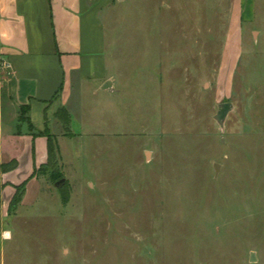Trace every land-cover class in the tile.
Segmentation results:
<instances>
[{
    "label": "rangeland",
    "instance_id": "1",
    "mask_svg": "<svg viewBox=\"0 0 264 264\" xmlns=\"http://www.w3.org/2000/svg\"><path fill=\"white\" fill-rule=\"evenodd\" d=\"M230 4L116 2L113 92L77 96L71 125L59 104L34 124L52 151L0 211V264H264V0L225 60Z\"/></svg>",
    "mask_w": 264,
    "mask_h": 264
},
{
    "label": "crops",
    "instance_id": "2",
    "mask_svg": "<svg viewBox=\"0 0 264 264\" xmlns=\"http://www.w3.org/2000/svg\"><path fill=\"white\" fill-rule=\"evenodd\" d=\"M117 1L0 0V57L11 72L7 77L0 70V101L2 105L5 98L7 104V120L0 122V182L4 193L0 211L4 215L15 193L10 177L18 185L23 168L32 166L33 173L35 164L49 160L47 133L33 135L24 126L21 133L17 131L20 106L30 105L31 120L42 129L50 107L59 104L68 108L71 125L74 115L69 106L77 96L88 89L94 94L113 92L116 78L108 65L105 16L112 13ZM257 11L258 0H231L227 33L233 41L224 48L225 60L233 48L241 49L242 24L255 21ZM108 81L111 84L106 88ZM0 112L3 118L2 108ZM12 162L16 166L9 168ZM36 180L33 173L27 187Z\"/></svg>",
    "mask_w": 264,
    "mask_h": 264
},
{
    "label": "trees",
    "instance_id": "3",
    "mask_svg": "<svg viewBox=\"0 0 264 264\" xmlns=\"http://www.w3.org/2000/svg\"><path fill=\"white\" fill-rule=\"evenodd\" d=\"M58 96V93H56V95L54 97H57ZM66 111V109H65ZM66 122L69 123L70 122V116H69V113H67L66 111ZM27 125L29 126V131L33 133V135H39V134H44L46 133V130H39L38 132H36L35 130H33V127H34V124L31 120V117H30V105L29 104H23L20 106L19 108V117H18V127H17V131L19 133L22 132V127L24 125ZM48 136V139H49V142H50V147H49V156L51 155V151H52V140H51V135L50 134H46ZM10 166V167H9ZM16 166V162H12V164H9L8 167L9 168H14ZM7 168V167H5ZM26 184H27V180L25 182H22L21 184L19 185H16V193L13 197V200H12V203L13 204H18L19 201L21 200L22 198V190H26Z\"/></svg>",
    "mask_w": 264,
    "mask_h": 264
},
{
    "label": "water",
    "instance_id": "4",
    "mask_svg": "<svg viewBox=\"0 0 264 264\" xmlns=\"http://www.w3.org/2000/svg\"><path fill=\"white\" fill-rule=\"evenodd\" d=\"M110 84H111V82L108 81L104 87L107 88L108 86H110ZM231 106H232V103L229 102V101L221 103V109H220V110L218 111V113L216 114V119H217L220 123H223L224 118L226 117V114H227V112L229 111V109L231 108ZM215 167H216V169L218 170V167H219L218 163L215 164ZM61 180L64 181L65 179H61ZM254 259H256V257H255V253L253 252V253H252V260H254Z\"/></svg>",
    "mask_w": 264,
    "mask_h": 264
},
{
    "label": "bare ground",
    "instance_id": "5",
    "mask_svg": "<svg viewBox=\"0 0 264 264\" xmlns=\"http://www.w3.org/2000/svg\"><path fill=\"white\" fill-rule=\"evenodd\" d=\"M9 235H10V232H9V231H7V232H6V236H7V237H9Z\"/></svg>",
    "mask_w": 264,
    "mask_h": 264
},
{
    "label": "built area",
    "instance_id": "6",
    "mask_svg": "<svg viewBox=\"0 0 264 264\" xmlns=\"http://www.w3.org/2000/svg\"><path fill=\"white\" fill-rule=\"evenodd\" d=\"M6 66H8V64L6 63V61H5V63H4Z\"/></svg>",
    "mask_w": 264,
    "mask_h": 264
}]
</instances>
